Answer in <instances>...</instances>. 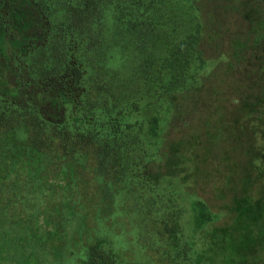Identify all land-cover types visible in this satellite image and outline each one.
<instances>
[{
	"label": "rangeland",
	"instance_id": "rangeland-1",
	"mask_svg": "<svg viewBox=\"0 0 264 264\" xmlns=\"http://www.w3.org/2000/svg\"><path fill=\"white\" fill-rule=\"evenodd\" d=\"M171 6L175 21L151 74L139 72L131 45L108 51L111 71L134 73L117 115L139 137L127 147L130 188L106 190L101 176L89 179L95 190L85 188L84 176L75 194L42 180L33 192L6 186L21 206L3 208L0 264H82L99 241L113 264H264V0ZM0 10V108H30L49 122L80 127L95 123L100 112L84 99L92 68L81 83L68 73L35 77L27 59L47 20L32 1ZM108 16L113 38L116 22ZM192 35L204 61L195 58L185 85L168 90L179 75L173 50ZM174 203L182 209L179 245L160 235L157 222ZM11 209H24L27 218L15 223Z\"/></svg>",
	"mask_w": 264,
	"mask_h": 264
},
{
	"label": "trees",
	"instance_id": "trees-1",
	"mask_svg": "<svg viewBox=\"0 0 264 264\" xmlns=\"http://www.w3.org/2000/svg\"><path fill=\"white\" fill-rule=\"evenodd\" d=\"M31 1L48 22L42 43L34 47L27 59L32 74L49 81L68 73L81 83L85 68L91 67L84 99L90 109L99 110L100 116L92 125L80 127L49 122L30 108H0V219L8 203L21 206L5 188L15 183L33 192L35 181L42 180L51 188L60 187L75 194L83 180L86 189H97V183H90L89 179L101 176L103 182L99 185L106 190L111 186L130 188L127 147L139 137L134 133V124L123 125L117 115L123 110L118 106L133 84L134 73L119 77L111 71L108 51L116 45H131L139 53V72L144 76L151 74L157 65L158 44L175 21L171 0H0V8ZM109 12L116 22L113 38L107 23ZM5 22L0 10V26ZM197 40L198 36L192 35L174 48L171 63L179 75L169 82L168 90L185 85L195 58L204 61ZM75 49L80 54H74ZM90 173L93 175L88 178ZM84 176L87 177L82 180ZM170 208L157 221L159 233L171 245H179L183 236L182 209L175 203ZM11 216L15 223L27 218L24 209L16 213L12 210ZM99 242L87 251L82 264H113L112 257L99 250ZM189 249L185 243L186 255Z\"/></svg>",
	"mask_w": 264,
	"mask_h": 264
}]
</instances>
